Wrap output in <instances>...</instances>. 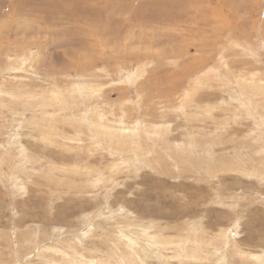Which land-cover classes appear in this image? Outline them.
I'll return each mask as SVG.
<instances>
[{"label": "rangeland", "instance_id": "obj_1", "mask_svg": "<svg viewBox=\"0 0 264 264\" xmlns=\"http://www.w3.org/2000/svg\"><path fill=\"white\" fill-rule=\"evenodd\" d=\"M15 1L0 264H264V0Z\"/></svg>", "mask_w": 264, "mask_h": 264}, {"label": "bare ground", "instance_id": "obj_2", "mask_svg": "<svg viewBox=\"0 0 264 264\" xmlns=\"http://www.w3.org/2000/svg\"><path fill=\"white\" fill-rule=\"evenodd\" d=\"M3 0H0V3L2 2ZM9 1V0H8ZM11 1V0H10ZM17 1H19V0H16L15 2H17ZM25 1V0H24ZM49 1V0H48ZM51 2H54L55 4H62V2H65V1H63V0H50ZM70 1V0H69ZM69 1H66V2H69ZM7 2V1H6ZM20 2H22V1H20ZM19 2V3H20ZM18 3V2H17ZM24 3H26V2H24ZM10 4V3H9ZM47 4V3H46ZM63 5V4H62ZM72 6H70V7H68L66 10H76V11H83V12H89V10H88V7H87V4H85V3H81L80 4V6L79 5H77L75 2L74 3H72L71 4ZM48 6V5H47ZM14 8V7H13ZM60 8V7H59ZM29 9V8H28ZM60 11V10H59ZM64 11V10H63ZM30 12V11H29ZM14 13V12H13ZM61 13V12H60ZM59 13V14H60ZM68 13V12H67ZM2 14V13H1ZM15 14V13H14ZM22 14V13H21ZM216 14V13H215ZM24 15V14H23ZM32 15V14H31ZM56 17V16H55ZM66 17V16H65ZM64 17V18H65ZM68 17V16H67ZM74 18V17H73ZM56 23V22H55ZM8 26V25H7ZM4 27V26H3ZM11 65V64H10ZM139 67V66H138ZM262 80V79H261ZM180 90V89H179ZM99 125L101 126V120H100V118H99ZM102 127V126H101ZM137 129V128H136ZM104 143V142H103ZM121 156V155H120ZM137 235V234H136ZM134 238V237H133ZM138 238V237H137ZM137 238L135 239V240H137ZM139 239V238H138ZM119 241H121V240H119ZM131 242V241H130ZM133 242V241H132ZM130 245H131V243H130ZM132 251H133V249H132ZM131 252V251H130ZM129 252V253H130ZM142 252V251H141ZM113 254V253H112ZM139 254V253H138ZM130 255H136V254H130ZM146 256V255H145ZM150 256V255H149ZM130 257H132V256H130ZM136 257V256H135ZM119 258V257H118ZM137 258V257H136ZM119 259H121V258H119ZM118 259V260H119ZM132 259H135L134 257L132 258ZM142 259V258H141ZM161 259V258H160ZM141 262H143V261H141ZM123 263V262H122Z\"/></svg>", "mask_w": 264, "mask_h": 264}]
</instances>
